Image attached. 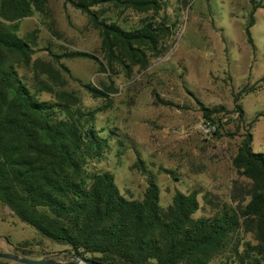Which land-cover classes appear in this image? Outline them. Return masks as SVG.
<instances>
[{"label":"rangeland","instance_id":"obj_1","mask_svg":"<svg viewBox=\"0 0 264 264\" xmlns=\"http://www.w3.org/2000/svg\"><path fill=\"white\" fill-rule=\"evenodd\" d=\"M157 1L149 10L112 3L90 7L99 21L127 31L152 25L155 47L137 43L144 57L119 60L106 52L86 12L66 0H47L43 11L14 21L18 36L32 48L30 64L17 70L39 99L54 101L68 93L77 106L95 111L94 130L108 147L92 165L111 171L126 197L141 199L153 176L162 207L176 190L197 192L195 217L243 206L249 180L237 174L231 159L245 132L252 134L253 151H264V0H253L258 7L249 36L250 0ZM71 52L90 56H68ZM238 93L241 116L234 103ZM203 108L220 120L217 133H201ZM238 237L255 242L243 228ZM7 242L14 246L9 251L28 257H75L0 204V249ZM0 264L21 263L0 258Z\"/></svg>","mask_w":264,"mask_h":264},{"label":"trees","instance_id":"obj_2","mask_svg":"<svg viewBox=\"0 0 264 264\" xmlns=\"http://www.w3.org/2000/svg\"><path fill=\"white\" fill-rule=\"evenodd\" d=\"M66 1L90 16L111 58L144 57L137 53V43L155 47L151 24L127 31L115 22L99 21L90 7L112 3L149 10L158 7L157 0ZM250 2L248 36L258 7ZM46 4L0 0V204L43 236L68 246L75 256L104 264H264V151H253L252 134L245 132L231 159L237 174L249 180V199L243 206L195 217L197 192L176 190L171 203L162 207L153 176L147 178L141 199L126 197L111 171L92 165L104 158L108 147L94 130L95 111L83 110L68 93L54 101L39 99L17 70L19 64H30L32 48L18 36L14 21L43 11ZM73 55L90 56H68ZM239 95L234 103L241 116ZM211 113L203 108L204 117L217 124V133L220 120ZM241 228L253 234L254 243L239 240Z\"/></svg>","mask_w":264,"mask_h":264},{"label":"water","instance_id":"obj_3","mask_svg":"<svg viewBox=\"0 0 264 264\" xmlns=\"http://www.w3.org/2000/svg\"><path fill=\"white\" fill-rule=\"evenodd\" d=\"M0 258L8 259L21 264H104L98 260L84 256H75L70 260L62 259L58 256L33 258L11 251L0 252Z\"/></svg>","mask_w":264,"mask_h":264},{"label":"built area","instance_id":"obj_4","mask_svg":"<svg viewBox=\"0 0 264 264\" xmlns=\"http://www.w3.org/2000/svg\"><path fill=\"white\" fill-rule=\"evenodd\" d=\"M199 129L204 135H211L217 130V124L209 119H202L199 123Z\"/></svg>","mask_w":264,"mask_h":264},{"label":"crops","instance_id":"obj_5","mask_svg":"<svg viewBox=\"0 0 264 264\" xmlns=\"http://www.w3.org/2000/svg\"><path fill=\"white\" fill-rule=\"evenodd\" d=\"M12 248H14V246L11 244V243H9V242H7V245L6 246H4L3 248H1L0 250V252H6V251H9V250H11Z\"/></svg>","mask_w":264,"mask_h":264}]
</instances>
